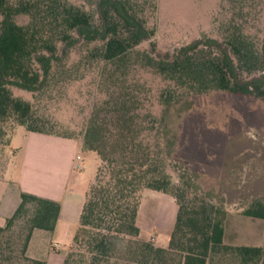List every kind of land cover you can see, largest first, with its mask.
Masks as SVG:
<instances>
[{
    "label": "trees",
    "instance_id": "1",
    "mask_svg": "<svg viewBox=\"0 0 264 264\" xmlns=\"http://www.w3.org/2000/svg\"><path fill=\"white\" fill-rule=\"evenodd\" d=\"M227 1L215 16L213 34L204 33L161 56L137 47L154 35L147 21L148 11L156 8L154 0H94L96 18L90 8L72 0H0V144L10 143L15 125L62 135L47 126L50 120L36 115L31 101L13 94L11 83L41 93L72 66L95 61L106 86L81 133V148L95 151L100 163L60 264H221L215 258L225 257L229 260L224 264H264V245L224 243L222 204L184 171L175 182L166 162V113L174 103L213 90L264 100V37L249 25L258 2ZM75 46L84 47V53L69 63ZM136 65L152 69L166 82L157 94L160 117L140 110L143 100L137 90L142 85L127 83ZM144 188L168 192L177 201L167 247L140 237L137 217ZM60 208L57 199L21 190L17 207L0 226V241L22 222V256L30 264H45L25 252L33 230H54ZM243 213L264 219V196L255 197ZM0 264H11V257L0 255Z\"/></svg>",
    "mask_w": 264,
    "mask_h": 264
},
{
    "label": "rangeland",
    "instance_id": "2",
    "mask_svg": "<svg viewBox=\"0 0 264 264\" xmlns=\"http://www.w3.org/2000/svg\"><path fill=\"white\" fill-rule=\"evenodd\" d=\"M72 1L90 8L96 18L94 0ZM154 2L155 10L147 13L148 24L155 29L154 35L137 47L160 55L172 54L180 44L190 42L204 33L213 34L215 16L228 4L227 0ZM256 2V8L249 17V25L254 34L264 37V0ZM18 20L24 21L25 17L18 16ZM84 50L82 46L71 48L68 62L77 61ZM99 70L100 63L95 61L72 66L71 70L59 75L58 82L41 93L14 83L10 84V88L14 95L31 101L36 115L50 120L47 124L52 125L47 126L62 134L59 136L71 135L69 138L81 143V133L93 105L105 96L106 86ZM127 79L129 86L133 87L134 83L142 85L137 90L143 100L140 110L160 117L163 107L158 102L157 94L166 82L152 69L138 65L130 68ZM166 123L170 139L166 147L170 151L166 162L173 180L176 182L178 173L184 171L199 184L202 192L222 204L225 210V244L264 245V219L243 213L255 197L264 196V100L224 90L191 94L168 108ZM13 131L10 143L0 144V169L5 165L7 177L11 179L28 168L25 165L22 169V163L29 162L28 154L23 149L16 153L20 145L25 143L26 128L15 125ZM77 154L80 159L76 158ZM57 156L58 166L47 164L37 167L42 172L53 171L54 178L61 182L65 178L63 160L67 153L59 151ZM99 163L95 151H87L85 155L81 150L76 151L72 165L74 178L73 183L67 186V196L72 191L77 206L81 204L82 207L84 192ZM70 185L73 188L70 189ZM177 208V201L172 194L144 188L137 217L140 237L156 246L167 247ZM22 225L20 222L12 232L4 233L1 237L0 255L3 258L10 256L11 264H30L20 251L24 231ZM77 225L78 219L64 231L60 227L56 232L33 230L25 255L42 260L45 264H60ZM215 259L224 264L229 257Z\"/></svg>",
    "mask_w": 264,
    "mask_h": 264
},
{
    "label": "crops",
    "instance_id": "3",
    "mask_svg": "<svg viewBox=\"0 0 264 264\" xmlns=\"http://www.w3.org/2000/svg\"><path fill=\"white\" fill-rule=\"evenodd\" d=\"M26 131L25 143L24 145H20V149L16 153H19L22 149L27 152L29 162L22 163V169L25 165L28 168L21 171L22 175L20 174L13 179L7 177L8 169L5 165L0 169V226L14 212L19 202L20 191L24 190L60 201L61 208L53 231L56 232L59 227L64 231L68 225L70 226L77 222L81 209V204L77 206L72 191L67 196V188H69L67 186L71 182L73 183L74 178L72 170L74 156L77 150H81L84 155L87 151L81 148V143L77 139L29 131L27 129ZM14 132L11 135L10 141L12 136H14ZM59 151L67 153V157L63 160L65 178L61 182L58 178H54L53 171L50 172L49 170L50 167L48 168V172L39 171L37 167H44L47 164L53 166L56 164L58 166L59 157L57 153ZM71 188H73V185H70Z\"/></svg>",
    "mask_w": 264,
    "mask_h": 264
},
{
    "label": "built area",
    "instance_id": "4",
    "mask_svg": "<svg viewBox=\"0 0 264 264\" xmlns=\"http://www.w3.org/2000/svg\"><path fill=\"white\" fill-rule=\"evenodd\" d=\"M76 158H77V159H80V155L77 154V155H76ZM77 166H79V163L77 164Z\"/></svg>",
    "mask_w": 264,
    "mask_h": 264
},
{
    "label": "water",
    "instance_id": "5",
    "mask_svg": "<svg viewBox=\"0 0 264 264\" xmlns=\"http://www.w3.org/2000/svg\"><path fill=\"white\" fill-rule=\"evenodd\" d=\"M180 45H182V44H180ZM152 54L155 55L156 53L154 51H152ZM161 56H163V55H161Z\"/></svg>",
    "mask_w": 264,
    "mask_h": 264
}]
</instances>
